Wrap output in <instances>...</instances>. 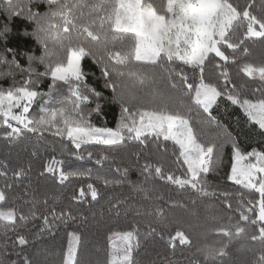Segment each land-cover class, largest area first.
<instances>
[{
	"label": "snow or ice",
	"instance_id": "obj_1",
	"mask_svg": "<svg viewBox=\"0 0 264 264\" xmlns=\"http://www.w3.org/2000/svg\"><path fill=\"white\" fill-rule=\"evenodd\" d=\"M0 145V264H264V0H0Z\"/></svg>",
	"mask_w": 264,
	"mask_h": 264
},
{
	"label": "trees",
	"instance_id": "obj_2",
	"mask_svg": "<svg viewBox=\"0 0 264 264\" xmlns=\"http://www.w3.org/2000/svg\"><path fill=\"white\" fill-rule=\"evenodd\" d=\"M250 47L252 49L253 52V57H255L256 59H258V54L261 48V44L259 41H256L254 44H250ZM245 59H251V58H245ZM239 63V61H238ZM229 70L235 74V72L237 71L236 66L234 65H230L229 66ZM98 74V73H97ZM244 79H248L247 77H245ZM253 86H259V81H251L250 82V87ZM35 110V109H34ZM213 114L217 116V118L225 125H227L229 127V129L233 132L234 135H237V138L239 139L241 146L250 150L251 147H259L261 144V138L255 134V133H250L249 130L247 128L244 127L243 122L246 119L242 113V111L237 108L236 106H232L230 104H222L220 109H213ZM119 118V108L116 105H109L106 110L105 113L103 115L102 118L99 119H95L94 122L98 124V126H103V124L106 122L108 127H115L116 126V122L118 121ZM239 118L240 121V127H237V119ZM209 137H206V139H208ZM2 146V145H0ZM99 147V146H98ZM225 163L227 166V162H228V149H225ZM47 155H51V154H47ZM111 155H115L117 157V163L120 162V159L123 158L124 162H127L128 157L125 155L124 152H117ZM59 158V157H57ZM72 162L73 165L75 167H79L81 169L83 168H93L94 170L99 169L98 165H95L94 162L92 161H75L74 158H72ZM111 162H106L105 163V167H109V164ZM130 179H132L133 181H137L140 180L141 177L139 175V173L135 170H133L130 173ZM217 178H213V181L215 182ZM87 180L85 179H76L73 178L69 181H67L66 183L69 185V188L65 190L66 194L69 193L71 191V189L73 188H79V187H84L86 188L87 186ZM48 183H51V181H48ZM160 184H163V182H158ZM98 187H100L99 185H97ZM228 186L229 187H233L230 185V182H228ZM103 190V189H102ZM105 191V193L107 194V192H118L122 195H128L130 194L129 189L127 187H125L124 189H107V190H103ZM163 191L165 192V195H171L173 198L175 199H180L182 201H184L185 203H187V200L185 199V197L188 195V193H184L182 195H177L176 190H175V186H171V185H165L163 187ZM194 195V194H193ZM161 203H163V201H161ZM179 214V213H178ZM196 229L195 227H193L192 229H189L190 234L193 237V240L195 241L197 239L196 237ZM97 243L99 245H103L104 243V238H103V230L101 231L100 235L98 237H96ZM166 251L163 242L160 241H156L155 242V247H153L152 245H149V252L151 255H155L157 252L159 253H164Z\"/></svg>",
	"mask_w": 264,
	"mask_h": 264
}]
</instances>
